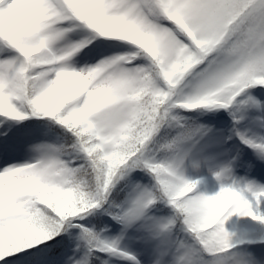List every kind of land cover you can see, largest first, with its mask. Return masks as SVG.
I'll return each mask as SVG.
<instances>
[{"label": "snow or ice", "instance_id": "6c2138e0", "mask_svg": "<svg viewBox=\"0 0 264 264\" xmlns=\"http://www.w3.org/2000/svg\"><path fill=\"white\" fill-rule=\"evenodd\" d=\"M0 264H264V0H0Z\"/></svg>", "mask_w": 264, "mask_h": 264}]
</instances>
